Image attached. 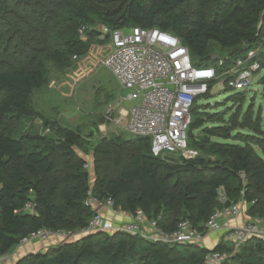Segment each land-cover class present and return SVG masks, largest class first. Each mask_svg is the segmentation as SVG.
<instances>
[{"label":"trees","instance_id":"trees-1","mask_svg":"<svg viewBox=\"0 0 264 264\" xmlns=\"http://www.w3.org/2000/svg\"><path fill=\"white\" fill-rule=\"evenodd\" d=\"M45 2V8L52 5ZM58 2L60 6L54 5L68 10L65 17L18 16L17 21L0 17L4 25L0 28V119L30 115L34 93L48 82L46 62L63 67L75 56L86 55L94 44H102L94 29L98 25L169 32L190 50L195 66L218 69L213 55H221L225 66L220 74L264 48V0ZM24 4L31 7L30 1ZM46 17L50 25H57L53 39ZM82 27L87 28V40L79 35ZM6 30L14 33L7 42ZM258 58L264 59V53L253 59L262 67ZM260 81L263 86L264 77ZM227 89L233 93L230 103H238L229 119L204 111L206 105L200 103L193 109L188 146L199 152L194 159L179 157L174 162L155 157L151 139L143 137L96 146L94 154L110 164L102 163L109 170L98 171L94 197L113 199L118 210L130 214L142 210L148 219L162 215L159 225L169 233L177 231L184 220L202 230L221 208V190L234 202L244 200L251 219H264V109L260 105L257 112L252 103L247 105L250 89ZM210 97L211 91L204 98ZM53 132L48 137L0 134V257L41 230H83L95 215L85 205L91 181L86 160L76 152L83 142L81 135L61 127ZM28 204L34 210L27 211ZM213 252L231 255L227 264H264V240L257 237L232 255V245L223 241L207 249L125 233L85 234L47 252L30 253L17 264H206Z\"/></svg>","mask_w":264,"mask_h":264},{"label":"built area","instance_id":"built-area-1","mask_svg":"<svg viewBox=\"0 0 264 264\" xmlns=\"http://www.w3.org/2000/svg\"><path fill=\"white\" fill-rule=\"evenodd\" d=\"M94 29L99 32L97 37L100 40H108L109 52L103 62L104 67L112 73L122 90L128 92L112 110L119 109L120 121L132 136L151 139L153 155L163 159L177 155L189 160L199 156L197 151L188 146L195 105L217 86H220V91L227 87L235 92L249 90L256 73L261 69L260 64L253 60V52L248 59H239L222 74L219 69L225 66L223 58L219 60L218 69L195 66L190 50L179 38L156 28L114 30L98 25ZM86 33V27L79 29L83 40L88 38ZM122 101L132 104L125 108ZM90 168L86 162L88 173ZM242 179L246 180L245 175ZM218 199L221 208L203 225L202 230L194 227L189 220H184L177 231L169 233L159 225L162 215L148 219L142 210L131 214L130 222L106 218L105 211L116 215L120 210L115 207L113 199L100 200L94 197L93 184L90 183L85 205L91 207L95 215L87 228L75 233L41 230L23 242L52 236L65 235L71 239L75 235L125 233L169 245L204 246L208 232H221V240L232 245L234 255L254 237L264 240V219L260 217L252 218L242 226L232 225V221L243 213V204L246 205L244 200L234 202L224 190L219 192ZM31 208L32 204H28L26 210ZM226 258L224 254L213 252L207 257L206 264L221 263Z\"/></svg>","mask_w":264,"mask_h":264},{"label":"rangeland","instance_id":"rangeland-1","mask_svg":"<svg viewBox=\"0 0 264 264\" xmlns=\"http://www.w3.org/2000/svg\"><path fill=\"white\" fill-rule=\"evenodd\" d=\"M26 1H30L31 7H25L24 3ZM39 1L0 0V17L17 21L16 17L18 16L40 18L41 15H44L53 18L55 14L64 15V17L68 14V10H62L57 6H60L58 0H46V2H52V5L46 8L43 4L45 0ZM48 19L46 17V23L50 25ZM3 27L1 24L0 28ZM56 29L57 25L52 24L49 26L48 31L51 34V39H53L52 35L56 33ZM12 35H14L12 30H6L5 41L7 42V39ZM54 41H57L56 35H54ZM101 42L102 44H94L86 55L78 59H71L66 66H56L51 61H47L46 64L49 68L48 82L43 89L34 93L31 102L32 113L28 116L0 119L2 121L0 134L3 133L12 137L27 134L48 137L53 135V129L57 127L71 129L80 134L83 142L76 148V152L91 166L89 171L90 181L95 180L100 169L109 170L102 163L110 164L109 161L97 157L94 154V148L110 142L121 144L119 138L126 140L134 137L125 130L123 122L120 121L119 109L112 110L116 108V104L121 101L122 97L128 95V92L122 90L112 73L104 67L103 62L109 52L108 40L103 38ZM216 49L219 48L216 47ZM41 51L39 50V52ZM262 51H264V48L259 47L253 53L255 57H260L264 53ZM40 54L37 55L40 56ZM260 60H262V67L255 75L254 83L250 88L251 97H249V101L247 100V105L252 103L256 111L260 105L264 109V85L260 84L261 78L264 77V59L261 58ZM216 62L219 63V61ZM219 89L220 86L213 88L211 97L209 99L203 98L199 103L206 105L204 111L220 113V115H226V119H229V116L237 111L238 103L236 102L234 105L232 102L230 103L229 99L233 94L232 91L227 88L221 91ZM121 103L125 108H129L132 104L129 101H122ZM246 106L244 110L247 108ZM242 115L240 114V117ZM46 123H49L50 126H47ZM90 128H94L97 134L90 137L88 135ZM200 135L204 137L202 133ZM173 158L177 159L179 156L176 155ZM32 210L34 209L31 208L27 211ZM208 234L209 232L206 237ZM214 236L218 235L214 234ZM78 237L80 235H75L71 240ZM65 241H70V238L65 235L52 236L47 239H31L16 246L5 256L0 257V264H17L30 253L46 252L59 245L60 242L64 243ZM207 242L204 240L203 243L206 244ZM225 256L227 258L217 264H227L229 255Z\"/></svg>","mask_w":264,"mask_h":264},{"label":"crops","instance_id":"crops-1","mask_svg":"<svg viewBox=\"0 0 264 264\" xmlns=\"http://www.w3.org/2000/svg\"><path fill=\"white\" fill-rule=\"evenodd\" d=\"M124 114H125V111H124ZM91 184H94V181H91ZM243 213H241L236 219H234L232 221V225L234 226H242L243 223H245L246 221L250 220L251 217L248 216V209L249 207L245 204H243ZM105 216L106 218L108 219H111L113 221H116V222H130L132 220V215L128 212H123V211H120L118 212L116 215L112 212H108V211H105ZM211 233H213L211 235ZM208 234V236L206 237L205 239V242H207L206 244L204 243V246L207 248V249H213L215 246H217L222 240L220 239V237H222V233L221 232H211ZM214 234H217L218 236H214ZM212 236V237H210ZM80 238H82V236L78 237V238H73L72 240L70 239V241H65L64 243H67V242H73V241H77L79 240ZM63 242H60L59 245L55 246V247H59L61 246L62 244H64ZM213 243V245H211ZM52 247V246H51ZM47 252V251H46Z\"/></svg>","mask_w":264,"mask_h":264},{"label":"water","instance_id":"water-1","mask_svg":"<svg viewBox=\"0 0 264 264\" xmlns=\"http://www.w3.org/2000/svg\"><path fill=\"white\" fill-rule=\"evenodd\" d=\"M221 59H222V56H221V55H219V54H214V55H213V60H214V61H219V60H221ZM88 134H89V136H94V135H96L97 133H96V130H95L94 128H90ZM167 159L170 160V161H174V162H177V161H178L177 159H175V158H173V157H167Z\"/></svg>","mask_w":264,"mask_h":264}]
</instances>
